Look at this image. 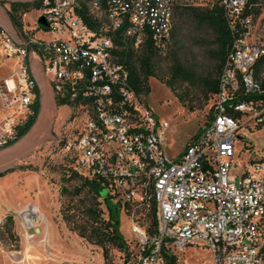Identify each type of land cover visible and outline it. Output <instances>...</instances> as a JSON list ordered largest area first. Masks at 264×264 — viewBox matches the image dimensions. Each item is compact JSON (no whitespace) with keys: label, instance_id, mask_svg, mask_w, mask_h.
<instances>
[{"label":"built area","instance_id":"2783aa9c","mask_svg":"<svg viewBox=\"0 0 264 264\" xmlns=\"http://www.w3.org/2000/svg\"><path fill=\"white\" fill-rule=\"evenodd\" d=\"M220 2L230 49L208 118L177 156L165 149L168 121L144 103L113 53L123 25L135 46L147 33L162 45L173 0H42L37 19L47 25L36 23L50 38L16 45L2 34L16 68L0 83V147L29 111L36 80L25 60L35 55L53 95L85 111L82 129L66 144L70 170L98 179L122 211L154 205L153 233L131 218L134 241L122 264H165L163 252L190 245L209 249L214 264H255L248 144L237 145L247 130L239 2Z\"/></svg>","mask_w":264,"mask_h":264},{"label":"rangeland","instance_id":"374dc122","mask_svg":"<svg viewBox=\"0 0 264 264\" xmlns=\"http://www.w3.org/2000/svg\"><path fill=\"white\" fill-rule=\"evenodd\" d=\"M15 1L31 0H0V83L12 77L16 68V57L7 54L2 34L16 45L27 39L34 40L38 37L36 35L51 37L37 27L39 9L22 13V29L17 31L7 15L10 2ZM173 2L204 6L201 0ZM174 21L178 22L177 17ZM180 21L184 24L183 59L196 73H201L213 63L206 52L212 46V34L206 27L192 26L186 17ZM249 39L264 45V5L254 18ZM167 46L164 43L158 47L160 68L156 72L163 79L168 76ZM30 62L40 91V112L29 132L12 145L0 149V172L10 170L0 176V264H104L100 247L78 236L60 214L64 199L60 188H71L73 183L61 180L71 165V151L66 144L82 129L85 111L72 105H56L48 79L40 71L35 55L31 56ZM147 85L148 92H142L140 96L158 117L168 121L165 149L169 155L177 156L208 118L214 95L202 103L203 97L194 86L177 84L178 92L189 90L188 104L191 101L201 104L200 108L189 110L160 78L149 76ZM3 115L0 104V116ZM243 133L244 139L237 142L238 147L247 143L258 156H264V127L250 126ZM33 209L37 211L33 212ZM145 212L141 207L120 211L119 231L127 242L134 241L130 230L131 218L141 226L149 225L150 219ZM8 229H11L12 235ZM175 256L177 264H214L209 249L202 246H187ZM122 260L123 253L112 248L106 264H122Z\"/></svg>","mask_w":264,"mask_h":264},{"label":"trees","instance_id":"16d2710c","mask_svg":"<svg viewBox=\"0 0 264 264\" xmlns=\"http://www.w3.org/2000/svg\"><path fill=\"white\" fill-rule=\"evenodd\" d=\"M42 0L15 1L10 2L7 15L13 27L21 32V14L30 9H40ZM264 0H246L243 7V14L251 16L252 21L260 13ZM177 17L178 22L174 21ZM188 18L192 26L206 27L212 34V46L207 49L210 60L213 61L201 73H196L183 59L184 52V24L180 21ZM125 25L117 30L114 36L115 47L113 53L115 60L122 63L129 73V82L135 91L140 94L148 92L147 78L154 76L160 78L171 90L174 96L189 110L195 107L200 108V103L190 104L187 102L189 90L184 93L176 90L177 84L194 86L199 95H202L205 103L218 90V79L222 71L226 55L230 49L231 33L227 26L226 17L220 0H211V3L204 6L179 5L173 2L172 26L168 37L163 44L167 46V77L163 79L159 73V51L147 33L142 42L134 45V39L124 34ZM29 50H36L35 43H30ZM29 75L32 77L30 62L25 60ZM161 71V69H160ZM259 72V70H257ZM34 97L30 103L29 111L22 121L14 126V133L7 143L0 149L12 145L22 138L35 124L40 112V91L38 86L33 87ZM55 104L76 105L70 101L54 95ZM188 142V141H187ZM187 144V143H186ZM185 144V145H186ZM9 169L0 172V176ZM10 171V170H9ZM64 182L73 181L72 187L61 186L60 193L64 199L61 201L60 214L67 226L74 230L78 236L97 245L101 249L104 264L110 260V250L115 248L123 253V257L129 253L128 242L119 231L121 205L119 202H112L106 194L100 181L96 178H88L68 169L61 177ZM129 204L125 209L130 208ZM142 208V207H141ZM144 209V208H142ZM150 219L147 229L150 233L155 230L156 220L154 205L148 210L144 209ZM105 213V216H104ZM11 221V219H9ZM12 235L11 229H8ZM165 264H177L176 256L173 253L163 252Z\"/></svg>","mask_w":264,"mask_h":264},{"label":"bare ground","instance_id":"6f19581e","mask_svg":"<svg viewBox=\"0 0 264 264\" xmlns=\"http://www.w3.org/2000/svg\"><path fill=\"white\" fill-rule=\"evenodd\" d=\"M246 126L264 127V45L251 41L253 21L243 14L246 0H238ZM259 70V72H257ZM255 264H264V156L248 146ZM37 210L33 209V212ZM29 215V214H28ZM27 215V216H28Z\"/></svg>","mask_w":264,"mask_h":264},{"label":"water","instance_id":"95a60500","mask_svg":"<svg viewBox=\"0 0 264 264\" xmlns=\"http://www.w3.org/2000/svg\"><path fill=\"white\" fill-rule=\"evenodd\" d=\"M37 22H38L39 24H41L42 26H46V25H47V23H46V21H45V19H44L43 16H40V17L37 19Z\"/></svg>","mask_w":264,"mask_h":264},{"label":"crops","instance_id":"0c3cea01","mask_svg":"<svg viewBox=\"0 0 264 264\" xmlns=\"http://www.w3.org/2000/svg\"><path fill=\"white\" fill-rule=\"evenodd\" d=\"M36 36L40 37L39 35H36ZM30 65H31V62H30ZM31 66H32V65H31ZM31 72H32V74H33L32 67H31ZM33 76H34V78H35V75H34V74H33ZM35 80H36V78H35Z\"/></svg>","mask_w":264,"mask_h":264}]
</instances>
